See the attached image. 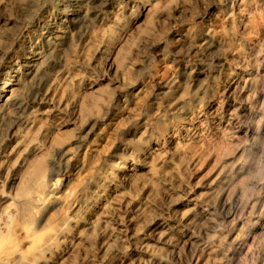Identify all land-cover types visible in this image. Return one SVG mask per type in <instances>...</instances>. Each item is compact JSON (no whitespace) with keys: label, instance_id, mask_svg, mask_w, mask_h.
I'll use <instances>...</instances> for the list:
<instances>
[{"label":"rangeland","instance_id":"obj_1","mask_svg":"<svg viewBox=\"0 0 264 264\" xmlns=\"http://www.w3.org/2000/svg\"><path fill=\"white\" fill-rule=\"evenodd\" d=\"M0 264H264V0H0Z\"/></svg>","mask_w":264,"mask_h":264},{"label":"bare ground","instance_id":"obj_2","mask_svg":"<svg viewBox=\"0 0 264 264\" xmlns=\"http://www.w3.org/2000/svg\"><path fill=\"white\" fill-rule=\"evenodd\" d=\"M129 168V165H128V161H127V158L124 157L122 160L116 162L113 167H112V174L114 175H119L121 171H125L126 169ZM38 185L43 188V191L48 194L50 192H52L53 190V183H48L46 181V179L43 177V176H40L38 178ZM39 220H37L36 222L38 223ZM36 223V225H37ZM259 223H255L253 226H257ZM56 233H51L47 236V238L45 240H40L38 243H37V249H43L47 243V241L52 238L53 236H55Z\"/></svg>","mask_w":264,"mask_h":264}]
</instances>
